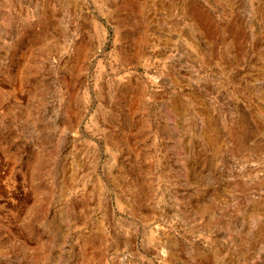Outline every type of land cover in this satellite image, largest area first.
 Wrapping results in <instances>:
<instances>
[{
	"label": "rangeland",
	"instance_id": "obj_1",
	"mask_svg": "<svg viewBox=\"0 0 264 264\" xmlns=\"http://www.w3.org/2000/svg\"><path fill=\"white\" fill-rule=\"evenodd\" d=\"M0 264H264V0H0Z\"/></svg>",
	"mask_w": 264,
	"mask_h": 264
},
{
	"label": "bare ground",
	"instance_id": "obj_2",
	"mask_svg": "<svg viewBox=\"0 0 264 264\" xmlns=\"http://www.w3.org/2000/svg\"><path fill=\"white\" fill-rule=\"evenodd\" d=\"M191 14H192V16H194V17L196 18V20H197V19H200V16H199L200 12H199L198 9H192ZM197 21H198V23H201V21H199V20H197ZM203 21H204V20H203ZM208 29H209V28H208ZM208 31H209V30H208ZM208 31H207V32H208ZM208 35H209V36L212 35L210 31L208 32ZM240 35H241V31H239V30L236 31V32L234 33V42L239 41V37H240Z\"/></svg>",
	"mask_w": 264,
	"mask_h": 264
}]
</instances>
